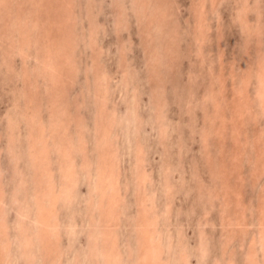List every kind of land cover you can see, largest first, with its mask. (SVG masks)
I'll return each mask as SVG.
<instances>
[{
	"label": "clouds",
	"instance_id": "clouds-1",
	"mask_svg": "<svg viewBox=\"0 0 264 264\" xmlns=\"http://www.w3.org/2000/svg\"><path fill=\"white\" fill-rule=\"evenodd\" d=\"M0 264H264V0H0Z\"/></svg>",
	"mask_w": 264,
	"mask_h": 264
}]
</instances>
